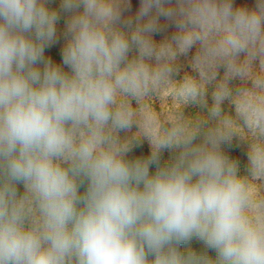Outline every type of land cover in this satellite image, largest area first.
<instances>
[{"label": "clouds", "instance_id": "obj_1", "mask_svg": "<svg viewBox=\"0 0 264 264\" xmlns=\"http://www.w3.org/2000/svg\"><path fill=\"white\" fill-rule=\"evenodd\" d=\"M52 2L0 0V264H264V0Z\"/></svg>", "mask_w": 264, "mask_h": 264}, {"label": "trees", "instance_id": "obj_2", "mask_svg": "<svg viewBox=\"0 0 264 264\" xmlns=\"http://www.w3.org/2000/svg\"><path fill=\"white\" fill-rule=\"evenodd\" d=\"M51 7H58L59 6V0H53V2L50 4ZM65 21V17L62 14L61 20L59 21V23H64ZM156 40L157 36L154 37ZM47 56V55H46ZM211 102V101H209ZM189 111H195L194 109H190ZM133 131H135V129H133ZM150 154V146L147 143V141H143L140 143L139 146L135 147L133 149V151L131 153H129V159H134L138 156H147ZM172 153H170L169 151L165 150L162 154V162L167 161L171 158ZM231 155L233 157L239 158L241 163H245L246 162V156H245V149L243 147H236L234 146L233 149L231 150ZM154 171V167L152 169ZM19 189H23L22 185L19 186ZM81 191H83V188L81 189ZM193 247H199L198 244L193 243L192 245ZM188 247V245H181V249L184 250Z\"/></svg>", "mask_w": 264, "mask_h": 264}, {"label": "rangeland", "instance_id": "obj_3", "mask_svg": "<svg viewBox=\"0 0 264 264\" xmlns=\"http://www.w3.org/2000/svg\"><path fill=\"white\" fill-rule=\"evenodd\" d=\"M139 2H140V0H131L132 14H134L135 11L138 9ZM236 3L237 4H246L249 7H251V6H254L255 0H236ZM63 30H64V23H58L59 42L52 45L50 48H47L46 52H45V54L47 56H51L56 62H61V49H62L63 42H64L63 36H62ZM169 31H171V30H169ZM155 36H157L158 40L162 39V34H157ZM194 51L195 50L193 49L192 53L189 54V58L191 55L194 54ZM187 60H188V58L181 57L180 58V64L182 65L183 69L190 70V69H188ZM126 134H130V133H121L122 136L126 135ZM18 188H19V186H18ZM19 191L22 192L23 189H19Z\"/></svg>", "mask_w": 264, "mask_h": 264}]
</instances>
